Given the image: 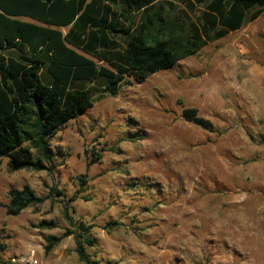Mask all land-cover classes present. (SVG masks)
Masks as SVG:
<instances>
[{"label":"rangeland","instance_id":"obj_1","mask_svg":"<svg viewBox=\"0 0 264 264\" xmlns=\"http://www.w3.org/2000/svg\"><path fill=\"white\" fill-rule=\"evenodd\" d=\"M133 61L117 97L49 137L51 173L0 159V203L25 186L45 198L0 207V264H84L75 235L45 250L81 225L100 264H264V15L174 67Z\"/></svg>","mask_w":264,"mask_h":264},{"label":"trees","instance_id":"obj_2","mask_svg":"<svg viewBox=\"0 0 264 264\" xmlns=\"http://www.w3.org/2000/svg\"><path fill=\"white\" fill-rule=\"evenodd\" d=\"M263 15L264 0H0V159L11 172L51 173L49 137L117 97L134 57L168 69ZM183 117L214 128L196 109ZM8 197L0 207L13 217L45 201L29 186ZM80 230L49 237L46 252L75 235L80 261L100 264L87 253L89 228Z\"/></svg>","mask_w":264,"mask_h":264},{"label":"built area","instance_id":"obj_3","mask_svg":"<svg viewBox=\"0 0 264 264\" xmlns=\"http://www.w3.org/2000/svg\"><path fill=\"white\" fill-rule=\"evenodd\" d=\"M20 262H27L28 264H37V261L34 259V254L28 257V259H21Z\"/></svg>","mask_w":264,"mask_h":264},{"label":"crops","instance_id":"obj_4","mask_svg":"<svg viewBox=\"0 0 264 264\" xmlns=\"http://www.w3.org/2000/svg\"><path fill=\"white\" fill-rule=\"evenodd\" d=\"M239 31V30H238ZM238 31H236V32H238ZM232 33H234V32H232ZM232 33H230V34H232Z\"/></svg>","mask_w":264,"mask_h":264}]
</instances>
